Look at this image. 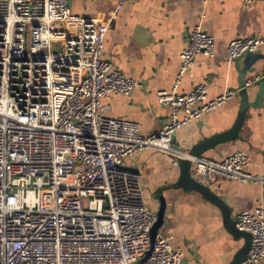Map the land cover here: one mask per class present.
<instances>
[{
    "label": "built area",
    "instance_id": "1",
    "mask_svg": "<svg viewBox=\"0 0 264 264\" xmlns=\"http://www.w3.org/2000/svg\"><path fill=\"white\" fill-rule=\"evenodd\" d=\"M69 1L0 0V264H183V251L159 231L141 261L156 209L145 203L141 175L125 166V158L153 149L173 154L175 164L188 158L191 177L204 184L217 177L264 182V174L246 171L242 152L196 157L172 143L178 129L235 92L207 99L204 84L159 92L167 120L147 135L136 122L105 116L102 98L128 95L139 82L102 59L109 21L73 16ZM125 1L115 0L113 12ZM208 1L201 0L203 7ZM204 16L187 34L177 83L196 56H214ZM263 42L255 36L230 40L228 61ZM235 225L251 235L242 264H260L263 207L239 212Z\"/></svg>",
    "mask_w": 264,
    "mask_h": 264
},
{
    "label": "crops",
    "instance_id": "2",
    "mask_svg": "<svg viewBox=\"0 0 264 264\" xmlns=\"http://www.w3.org/2000/svg\"><path fill=\"white\" fill-rule=\"evenodd\" d=\"M69 12L82 18L109 21L104 36L102 59L120 72L138 80L128 95L108 93L101 104L104 115L139 124L142 134L157 132L167 120L168 108L157 101V94L176 87L191 91L198 84L207 86V99L225 90L235 92L220 106L186 123L173 136V146L182 152L204 137L228 129L236 115L240 97L238 71L244 66L227 59V44L237 37L255 36L264 40V0H126L114 11L115 0H70ZM204 31L212 35L213 57L199 54L194 65L177 83L176 75L186 37L200 19ZM252 58L249 74L255 85L264 81V42L246 56ZM243 121L240 139L216 145L202 156L221 159L233 152L245 154L246 171L264 174V101L251 108ZM125 166L141 175L145 203L151 209L165 201L164 220L159 232L174 248L183 251V264H230L241 241L233 239L223 226L216 206L193 191L176 186L179 170L173 154L145 149L125 158ZM229 206L232 217L257 206L264 209V182L238 181L217 177L207 183ZM260 264H264V259Z\"/></svg>",
    "mask_w": 264,
    "mask_h": 264
},
{
    "label": "water",
    "instance_id": "3",
    "mask_svg": "<svg viewBox=\"0 0 264 264\" xmlns=\"http://www.w3.org/2000/svg\"><path fill=\"white\" fill-rule=\"evenodd\" d=\"M251 52L246 51L241 55L233 59L235 66L239 62H244L242 69L238 71V91L237 95L240 97L238 102V109L236 111L235 118L231 126L219 133L212 134L211 136L204 137L195 144H193L187 151L189 156H201L209 149H213L218 144L233 142L236 139H240V130L243 125V121L248 117L247 112L251 108H259L264 101V81L257 83V89L253 94V86L255 85V79L253 74L247 75L250 72L252 58L246 56ZM251 65V66H250ZM174 144V139L172 140ZM179 174L176 181V186L183 191H193L200 194L205 200L216 206L221 213L223 226L226 231L231 234L234 240L241 241L240 246L235 251L230 264H242L246 258L247 252L250 248L251 235L247 231L240 230L235 225V219L232 217L231 209L223 201V199L207 184L199 182L191 177L190 168L191 162L188 158L178 157L176 158ZM165 211V201L162 197L159 198V206L156 210V221L150 229V246L141 261H145L150 254L154 238L163 224Z\"/></svg>",
    "mask_w": 264,
    "mask_h": 264
}]
</instances>
